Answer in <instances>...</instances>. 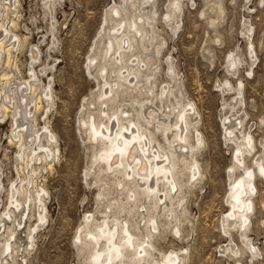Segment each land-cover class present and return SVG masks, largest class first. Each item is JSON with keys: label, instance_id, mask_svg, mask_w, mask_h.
I'll use <instances>...</instances> for the list:
<instances>
[{"label": "rangeland", "instance_id": "374dc122", "mask_svg": "<svg viewBox=\"0 0 264 264\" xmlns=\"http://www.w3.org/2000/svg\"><path fill=\"white\" fill-rule=\"evenodd\" d=\"M18 1L17 7L8 11L7 18L0 16L1 20L6 18L5 27L11 29L15 22L11 31L20 41L13 51L10 68L5 66L2 69L15 73L12 79L16 77L21 82L31 80L32 50H36L39 61L33 64V69L40 74V81L36 84L41 87L38 85L34 98L43 95L40 88L50 80H53L54 98L51 102L44 100L42 110L36 113V129L43 130V126H47L55 135L54 148L59 152L48 161L28 162L27 165L26 160L18 156L20 147L15 144L13 114L9 112L3 116L0 113V240L10 237V225L11 228L17 226L4 215L12 208L9 195L13 183L26 177L30 185L34 181L37 189L47 192L46 222L37 219V209L32 206L29 211L32 216H24L22 226L16 231L14 248L20 246L18 254L14 253L12 258L7 253L2 254L0 264H89L93 255L87 248L80 251L78 243V233L86 215H92L93 228L94 223L102 222L104 217L113 219L115 210H110L109 204L114 199H125L113 173L101 171L100 164L93 165L95 142L89 138L87 119L93 110L92 118L103 120L105 115L100 113L101 107L109 108V111L111 107L110 104L107 108L102 106V100L97 98L103 79L97 68L90 66V58L99 53L101 39L107 35L104 29L113 24L105 21L106 11L113 5L126 6V2L53 0L52 11L46 0ZM172 1L148 2L146 12L153 6L157 11L154 29L160 53H156L154 46L150 47L147 54L152 60L147 74H153V83L141 78L142 85L146 89L152 88L156 94L166 84L173 86L177 82L183 95L180 98L167 97L166 104L192 102L198 112L195 125L205 143L200 150L194 151L201 180L195 184L187 183V170L181 178L186 182L182 194L186 211L182 213L177 208L180 235L173 232L176 222L169 225L162 217L160 231L152 238L155 251L182 252L186 257L184 264H262L264 177L260 176L255 160L262 155L261 142H264V9L260 0H178L180 5L176 7L180 23L176 25L167 23L165 16L168 8L174 6L175 0ZM231 54L241 60L236 71L227 65L232 59ZM170 62L175 69L174 76L169 72ZM44 67L48 70L45 75L42 74ZM112 77L110 71L107 78ZM4 81L0 77V88L4 87ZM221 83L226 84L229 90L222 91ZM237 87L240 88L239 95ZM133 95L142 102L149 97L153 99L152 106H162L158 97L145 93L118 95L117 103L140 111L141 106L133 102ZM223 116L231 117L230 125H235L239 118L244 119L243 125L235 131L237 139H242L247 132L254 136L255 149L251 154L245 153L244 159L245 167L255 172L257 189L253 195L252 222L247 231V237L260 250L255 257L237 225L227 232L223 229L224 217L230 210L227 201L232 189L230 183L245 171L243 167L236 168L232 177L229 176L237 139L226 140ZM26 118L24 111L18 120L20 123L27 121L31 133L35 124L33 118ZM156 137L169 147L162 131ZM13 138L12 143L10 140ZM33 166L39 167L37 174H33ZM2 219L6 220L2 222ZM33 226L38 228L32 234L35 239L31 240L29 229ZM228 244L239 249V253L222 252Z\"/></svg>", "mask_w": 264, "mask_h": 264}, {"label": "bare ground", "instance_id": "6f19581e", "mask_svg": "<svg viewBox=\"0 0 264 264\" xmlns=\"http://www.w3.org/2000/svg\"><path fill=\"white\" fill-rule=\"evenodd\" d=\"M124 1L126 6L113 5L106 11L105 21H111L113 24L104 29L107 35L101 39L102 47L99 48V53L90 58V66H95L103 79L97 98L102 100L100 103L106 108L110 104L111 110L101 107L100 113L105 115L103 120H97L95 116L92 118V110L87 120L90 125L89 138L92 143L95 142L93 165L100 164L101 171L113 173L125 199H114L109 204V209L115 210L113 219L104 217L102 222L94 223L93 228H91L92 215H86L78 233L79 250L83 251L87 248L93 255L91 259L89 258L90 261L88 259L89 264H184L186 260L184 253L174 250L169 253H158L155 251L152 238L156 232L160 231L162 217L169 225L176 222L173 232L180 235V218L177 216V208L182 213L186 211L182 195L186 182L181 181V178L183 172L187 170L189 172L187 183L195 184L201 180L202 174L199 163L195 160L194 151L204 146V137L195 125L198 123V112L192 102H186L185 105H181L179 101L171 102V106L166 104V98L171 95L176 98L182 97L183 93L177 82L173 86L166 84L156 94L152 88L146 89L142 85L141 78L153 83V74H147L152 60L147 54L150 47L154 46L156 53H160V45L155 42L157 35L154 29L157 11H154L155 6L150 3L153 9L150 8L146 12L150 0L148 2H144L145 0ZM18 2V0H0V16H8V11L13 7L16 8ZM46 2L53 11V0H46ZM177 5L180 3L175 0L174 6L168 8L165 15L167 23L173 22L179 25ZM2 20L0 19V70L5 66L10 68L13 51L18 43L20 45L17 34L14 35V31H11L15 22L10 29L5 27L6 24ZM37 54L33 49L31 80L26 79L21 82L16 77V80L12 79L15 73L3 69L0 76L5 79L4 87L0 88V99H5L0 101V113L4 114L3 116H7L9 112L13 114L15 144L20 147L18 156L26 160L27 165L28 162L48 161L55 158L59 152L54 148L56 140L52 131L47 126H43V130L36 129L38 127L36 113L42 110L44 100L51 102L53 98V80H50L43 88H40L41 85L38 83L39 88L43 89V95H40L38 99L34 98L38 87L36 82L40 81L39 72L33 69V64L38 59ZM231 58L227 64L228 68L236 71L241 60L235 58L234 54H231ZM253 63L255 64L254 57ZM47 71L44 67L42 74L45 75ZM110 71L113 77L108 79ZM169 72L174 76L175 69L171 62ZM221 88L222 91L229 90V87L223 83ZM143 89H145L144 92ZM236 90L239 95L240 88L237 87ZM133 93L136 95L145 93L154 98L158 97L162 106H152L153 99L147 97L146 102H142L134 95L132 100L140 104V111L117 103L118 95ZM97 110L99 112V107ZM24 111L28 118H33L35 124L33 126L35 129L31 133H29V123L27 121L20 123L18 120V117L23 116ZM239 119L235 125H230L231 117H222L226 140L237 139L235 131L243 125L244 120ZM161 131L169 147L163 145L162 141L156 137V134ZM249 138H251V148L248 147ZM10 141L13 143L14 138ZM236 143L234 164L229 176L232 177V172L236 168L243 167L245 171L241 177L230 183L232 189L227 200L230 210L224 217L223 229L227 232L230 227L237 225L239 232L245 238L244 242L250 249H257V255L260 252L259 248L247 237L254 211L253 195L257 191L254 181L255 172L245 167L244 159L245 153L251 154L255 149L254 136L247 132L242 139L238 138ZM261 144L262 155L255 160L258 171L264 164V142ZM35 166L32 167L33 174L39 169ZM250 172L251 177L248 175ZM0 185L2 186V183ZM46 194L45 189H37L34 181L30 185L26 177L13 183L11 195H9L12 208L4 215L15 225L17 223V226L11 228L10 225L8 227L11 231L10 237L5 238L4 241L0 240V257L6 253L11 258L14 253L18 254L20 246L14 248L17 241L16 231L22 226L24 216L27 218L32 216L29 212L32 206L37 209L38 213L35 215L38 214L37 219L46 222ZM5 220L2 219V222ZM38 226L29 227L31 240ZM13 238L15 241L11 242ZM226 251H231L235 255L239 253V249L233 248L231 244L222 250V252ZM4 260L9 263L7 257Z\"/></svg>", "mask_w": 264, "mask_h": 264}, {"label": "snow or ice", "instance_id": "6c2138e0", "mask_svg": "<svg viewBox=\"0 0 264 264\" xmlns=\"http://www.w3.org/2000/svg\"><path fill=\"white\" fill-rule=\"evenodd\" d=\"M260 6H261L262 9H264V0H260ZM166 19H167V17H166ZM170 70H171V68H170ZM242 87H243V85H241V88ZM248 147L251 148V138H249ZM259 174H260V176L264 177V164H262L260 166V168H259ZM248 175H249V177H251L252 176V173L250 172V173H248ZM193 178L195 179V177H193ZM256 252H257V249H255V248H252L251 249V253H252L253 257H255ZM262 264H264V262H262Z\"/></svg>", "mask_w": 264, "mask_h": 264}]
</instances>
